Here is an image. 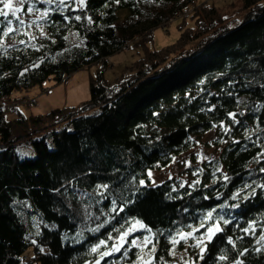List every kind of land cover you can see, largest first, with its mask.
I'll return each mask as SVG.
<instances>
[{
  "label": "trees",
  "instance_id": "trees-1",
  "mask_svg": "<svg viewBox=\"0 0 264 264\" xmlns=\"http://www.w3.org/2000/svg\"><path fill=\"white\" fill-rule=\"evenodd\" d=\"M204 1L29 0L39 18L0 24V100L100 64L78 105L11 118L0 105V264H264V3L240 0L230 25ZM190 6L194 25L148 48ZM210 131L219 152L194 177L151 182Z\"/></svg>",
  "mask_w": 264,
  "mask_h": 264
},
{
  "label": "rangeland",
  "instance_id": "rangeland-1",
  "mask_svg": "<svg viewBox=\"0 0 264 264\" xmlns=\"http://www.w3.org/2000/svg\"><path fill=\"white\" fill-rule=\"evenodd\" d=\"M206 2L208 5H215L221 14L223 13L224 16L228 17L227 20L230 25H233L235 21H240L243 16L240 0H206ZM203 3H205V1ZM262 3H264V0H262ZM196 5H200V1L196 3L195 6ZM15 6L18 5L14 4V7ZM31 7L33 6L31 5ZM193 10L194 8L190 6L184 13L176 16L174 19L166 23V25H161L155 28L152 41L147 44L148 48L158 49L162 46L173 43L179 36L180 24H185L187 28L192 27L195 23V18L192 17ZM17 15L20 20L31 23L36 18L40 17V11L33 7V11L21 12ZM195 44V41H192V43L189 44V47ZM141 55L142 48L138 46V41L136 43H128L127 46L125 45L122 47L120 51L111 55L109 61H106L107 66L103 72L104 79L108 81L113 80L116 76L120 75L124 67H127ZM98 68H100V64H94L88 68H83L77 71V73L75 72L73 77L69 76L67 79L62 80L59 83H53L48 80L42 84V87L35 86L26 91H15L5 99L7 103L9 102L11 106L13 105L14 108H18L26 115L30 113H45L51 109L66 107L67 104L78 105L89 98V79L91 77H96ZM72 78L73 81H75V85L70 84ZM43 89L46 91H43ZM8 113L9 118L16 115L15 110L11 112L9 111ZM195 140L196 147L194 149L176 157L166 167L150 171L149 177L151 182L159 183L177 175H181L184 179H187L186 176L192 178L195 176L198 168L202 166L203 162L213 159L218 154L219 147L213 145L214 131L207 132ZM18 152H22L27 156L34 155L31 147L20 146ZM211 235L212 233H209L208 231L206 237L208 238ZM125 239L126 236L121 238L120 245L123 244ZM133 242L137 245H145L148 243V238L143 240L135 238ZM31 252V248H29L27 250V255ZM150 259L152 258L141 260L138 264H154Z\"/></svg>",
  "mask_w": 264,
  "mask_h": 264
},
{
  "label": "snow or ice",
  "instance_id": "snow-or-ice-1",
  "mask_svg": "<svg viewBox=\"0 0 264 264\" xmlns=\"http://www.w3.org/2000/svg\"><path fill=\"white\" fill-rule=\"evenodd\" d=\"M29 0H0V5H3L2 8H0V17H3V20H0V24L6 23L7 25H11L12 24V19H10L11 17H14L17 21H19L20 23H23L22 20H20L19 16L17 15L18 13H21L24 11V8L22 7L23 5H25L26 3H28ZM47 3L51 4L53 2V0H46ZM65 0H60V3H64ZM79 3L81 5L85 4V0H79ZM18 5V6H15ZM27 11L31 12L33 11V7H28ZM45 15H47V12H45ZM77 19H80V17H76ZM14 31V29L12 27H7V29L5 31H3L2 35L3 36H8L10 33H12ZM141 183H143V181H141ZM104 187H107L106 185ZM209 217H211V213H209ZM228 221H225V223H227ZM137 223H140L139 221H137ZM143 226V225H142ZM215 227V232H220L222 231V229L219 226H214ZM209 233H213V229L209 228L208 229ZM247 231V230H245ZM183 235V234H182ZM188 235H191V233H188ZM209 240L211 239V236L208 237ZM261 240H264V236L260 237ZM229 242H231V239L229 240ZM103 243V242H101ZM93 251H96L95 248H93ZM154 251V249H153ZM201 251H204V248H201ZM243 253H241L242 255ZM104 255H110V253H103L101 258H103ZM226 257L221 256L220 259H225ZM96 264H99V261L96 262ZM237 264H243V261H237Z\"/></svg>",
  "mask_w": 264,
  "mask_h": 264
},
{
  "label": "bare ground",
  "instance_id": "bare-ground-1",
  "mask_svg": "<svg viewBox=\"0 0 264 264\" xmlns=\"http://www.w3.org/2000/svg\"><path fill=\"white\" fill-rule=\"evenodd\" d=\"M110 59V58H109ZM109 59H107V61H109ZM107 64V63H106ZM40 87H42V85L40 86ZM43 91H46V90H44L43 89ZM10 96V95H9ZM7 98V97H6ZM13 103V102H12ZM0 105H1V107H2V114L3 115H5V116H7L8 117V112L10 111H13V109H14V107H13V105L11 106L10 105V103L8 102L7 103V101H6V99L5 98H2L1 100H0ZM5 105H7V106H5ZM7 110V111H6Z\"/></svg>",
  "mask_w": 264,
  "mask_h": 264
},
{
  "label": "crops",
  "instance_id": "crops-1",
  "mask_svg": "<svg viewBox=\"0 0 264 264\" xmlns=\"http://www.w3.org/2000/svg\"><path fill=\"white\" fill-rule=\"evenodd\" d=\"M111 64H112V62H111ZM112 67H113V64H112ZM76 73H77V72H76ZM73 74H75V73H73ZM73 74L70 75V76L73 77ZM71 77H70V78H71ZM74 78H75V76H74ZM70 84L75 85V81H73V78L71 79ZM67 106H73V105L67 104Z\"/></svg>",
  "mask_w": 264,
  "mask_h": 264
},
{
  "label": "built area",
  "instance_id": "built-area-1",
  "mask_svg": "<svg viewBox=\"0 0 264 264\" xmlns=\"http://www.w3.org/2000/svg\"><path fill=\"white\" fill-rule=\"evenodd\" d=\"M107 61V60H106Z\"/></svg>",
  "mask_w": 264,
  "mask_h": 264
}]
</instances>
